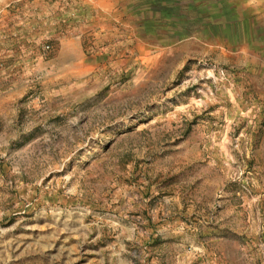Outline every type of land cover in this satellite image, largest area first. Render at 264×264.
I'll list each match as a JSON object with an SVG mask.
<instances>
[{"label":"rangeland","instance_id":"rangeland-1","mask_svg":"<svg viewBox=\"0 0 264 264\" xmlns=\"http://www.w3.org/2000/svg\"><path fill=\"white\" fill-rule=\"evenodd\" d=\"M0 264H264V0H0Z\"/></svg>","mask_w":264,"mask_h":264}]
</instances>
